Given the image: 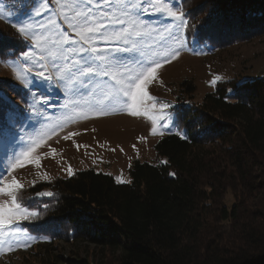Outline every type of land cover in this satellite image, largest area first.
<instances>
[{
  "label": "trees",
  "instance_id": "16d2710c",
  "mask_svg": "<svg viewBox=\"0 0 264 264\" xmlns=\"http://www.w3.org/2000/svg\"><path fill=\"white\" fill-rule=\"evenodd\" d=\"M181 6L189 41L226 49L264 35V0ZM27 46L16 29L0 27L1 62ZM179 89L170 109L185 137L159 140L157 163L134 161L127 184L90 169L30 188L19 196L38 213L24 222L29 232L107 249L106 261L89 264H264V78L220 82L202 103L193 83ZM6 90L20 91L0 78V127L14 112ZM46 188L52 195H39Z\"/></svg>",
  "mask_w": 264,
  "mask_h": 264
},
{
  "label": "rangeland",
  "instance_id": "374dc122",
  "mask_svg": "<svg viewBox=\"0 0 264 264\" xmlns=\"http://www.w3.org/2000/svg\"><path fill=\"white\" fill-rule=\"evenodd\" d=\"M128 2L113 0L109 7L104 0L102 6L92 0L90 11L96 16L112 17L115 24L109 31L119 33V21L124 22V29H129V21L135 20L136 11L143 7L140 20L144 27L139 30V34L127 39L117 35L108 43H82L84 47H97V51L104 56V60L97 59L101 66L106 65L110 58L119 57L122 63L134 68L132 59L127 58L131 56L158 59L162 63L156 77L146 88L155 99L144 102L150 115H163L167 122L162 128L164 121H157L156 135L152 134L151 120L143 111L139 115H129V106L122 104L104 110L105 100L116 94L111 76L100 78L103 87L98 86L95 80L85 84L84 78L78 74L72 80L57 82L58 76L52 71L54 66L47 59L41 60L39 46L33 38L22 35L9 22L24 20L28 32L33 29L43 32L52 28L73 40H79L64 19L65 15L71 17L78 10L71 5L66 6L65 0H0V27L16 29L28 43L24 52L32 53L28 63L32 72L27 71L21 63L19 58L22 53L14 59L0 61V78L9 80L20 90V93L5 91L14 107L9 118L14 124V135L0 137V178L4 182L16 179L22 184L18 196L30 195L29 189L40 183L69 178L77 172L90 169L112 175L118 183H130L129 170L134 161L157 163L155 146L159 140L171 134L186 136L170 109V104L181 96V83L186 80L193 83L197 89L194 101L202 103L205 95L214 91L220 82L236 79L243 83L264 78V35L226 49H216L207 41L187 40L184 35L185 24L178 27L179 20L160 11L165 7L164 0H134V9L126 7ZM172 2L178 3L174 10L183 13L185 22L181 0H170L167 6L170 7ZM37 9L41 13L39 16L36 15ZM109 22L105 20V24ZM125 49L126 52L123 51ZM170 49H178L179 57L171 59ZM14 63L18 65L15 71ZM41 63L46 65L44 70L51 77L50 81L36 76ZM111 63L115 64L116 60L111 59ZM22 80L27 81V86ZM231 101L235 99L231 98ZM163 105L167 107L162 109ZM36 144H40L33 153L36 159L15 171H9L15 163L9 158L11 154L15 152L17 158H22L23 152ZM165 161L161 159V162ZM257 184L264 187V178L261 177ZM0 186L3 184L0 183ZM49 192L50 189L46 188L39 195ZM9 199L0 196V201ZM225 203L229 208L233 206L231 194L227 195ZM25 220H16L0 228V264H89L106 261V248L82 240L66 243L63 240L39 238L29 232L24 225Z\"/></svg>",
  "mask_w": 264,
  "mask_h": 264
},
{
  "label": "snow or ice",
  "instance_id": "6c2138e0",
  "mask_svg": "<svg viewBox=\"0 0 264 264\" xmlns=\"http://www.w3.org/2000/svg\"><path fill=\"white\" fill-rule=\"evenodd\" d=\"M108 3L109 7L112 6L113 0H104ZM151 2V0H149ZM165 7L161 8V12H167V14L180 21L178 27H183L185 22L183 20V13H178L176 10L178 7L177 2H172L171 6H167L170 0H164ZM66 6L71 5L75 11L73 16L65 15L64 19L68 21L69 27H71L79 37V40H73L68 35L59 30H53L52 28L45 29L43 32H38L33 29L32 31H26V22L21 20L19 22H12L14 27L18 28V31L25 36L30 35L34 43L39 46L41 60L47 59L51 65H53V73L58 76V81L72 80L77 74L84 78V83L87 84L90 81L95 80L97 85L103 87L100 84V78L112 77L113 87L116 90V94L107 98L104 102V110L115 107L116 104L128 105L129 115H139L142 111L148 115V118L152 123V134L156 135V124L158 120L164 121L161 127L166 126V120L163 115H150L148 108L144 106V102L154 101V97L149 95L146 88L149 82L154 80L157 72L162 63L158 59L146 60L140 56L127 57L132 59L134 68L121 62L119 57L110 58L106 65L101 66L97 63V59L104 60V56L97 51L96 46L84 47L82 42L99 41L103 43L111 42L117 35L123 36L125 39L132 35L139 34V30L144 27L140 20L141 13L144 11L143 7L139 11H136V19L129 21L130 28L124 29L122 27L123 21H119L121 31L116 33L110 32L109 29L115 24V20L109 16H96L93 15L90 9L92 8V0H65ZM97 5L102 6V0H96ZM126 7L130 9L136 8L134 0H129L126 3ZM36 15H41L38 9ZM2 18V17H0ZM118 19V18H117ZM31 18L29 17V22ZM105 20H109L108 24H105ZM136 43V41H133ZM123 51H127L126 49ZM169 56L171 59L179 57L178 49H170ZM159 55V54H157ZM32 57L30 51L22 52L19 58L24 68L32 72L33 69L28 67L29 58ZM111 59H115L116 63H111ZM167 59V58H166ZM170 62V60H169ZM70 65V67H68ZM18 65L13 64L14 71ZM46 65L41 63L40 69L36 71V76L42 77L44 81H50L51 77L46 75ZM27 86V81L22 80ZM167 105H163L166 108ZM14 116V114H13ZM6 137L14 135V124L10 120L8 124L0 127ZM163 134L162 132L160 133ZM68 137H65L67 139ZM40 144H36L29 150L23 152L22 158H17L16 153L13 152L10 159L15 160L9 169V171H15L16 168L25 166L29 161L36 159L33 153L36 152ZM0 196H7L10 199L0 201V228L6 225H11L14 221L20 219H28L33 216H37L38 213L30 211L26 206L22 205L19 200L18 193L22 190V184L18 183L16 179H12L10 182H4L0 178ZM51 196L52 193H46Z\"/></svg>",
  "mask_w": 264,
  "mask_h": 264
}]
</instances>
